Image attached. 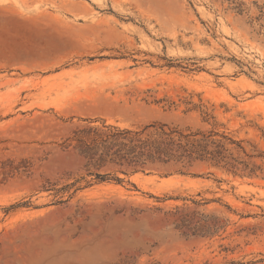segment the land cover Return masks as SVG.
Segmentation results:
<instances>
[{
  "label": "rangeland",
  "instance_id": "obj_1",
  "mask_svg": "<svg viewBox=\"0 0 264 264\" xmlns=\"http://www.w3.org/2000/svg\"><path fill=\"white\" fill-rule=\"evenodd\" d=\"M154 123L249 168L125 176L71 141ZM0 264H264V0H0Z\"/></svg>",
  "mask_w": 264,
  "mask_h": 264
},
{
  "label": "trees",
  "instance_id": "obj_2",
  "mask_svg": "<svg viewBox=\"0 0 264 264\" xmlns=\"http://www.w3.org/2000/svg\"><path fill=\"white\" fill-rule=\"evenodd\" d=\"M214 131L192 130L162 123H154L137 129L116 126L86 127L74 132V150L100 171L113 170L115 174H137L155 167L181 165L192 167L197 162H210L223 168L236 169V165L249 168L239 162ZM234 144V143H233ZM72 145V144H71ZM253 158L254 156H248ZM260 156H257V158ZM111 174L96 175L100 182L110 181ZM116 183L123 181L118 177ZM183 229L197 233L199 226L192 228L193 220H183Z\"/></svg>",
  "mask_w": 264,
  "mask_h": 264
}]
</instances>
